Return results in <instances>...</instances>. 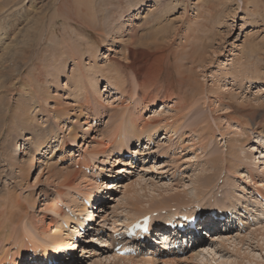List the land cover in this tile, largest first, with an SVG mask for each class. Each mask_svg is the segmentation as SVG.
I'll use <instances>...</instances> for the list:
<instances>
[{
    "label": "rangeland",
    "instance_id": "obj_1",
    "mask_svg": "<svg viewBox=\"0 0 264 264\" xmlns=\"http://www.w3.org/2000/svg\"><path fill=\"white\" fill-rule=\"evenodd\" d=\"M83 1L86 0H22L20 3L17 0H0V34L4 33L0 40V53L2 46H12L11 51L3 54L4 58L0 56V71L2 69L3 72L0 73V219L7 222L2 230L6 235L12 232L22 240L26 250L21 260L27 264L33 256V246L40 239L38 227L48 226L47 230H50L56 226L52 223L56 220L62 226L58 228L63 234L68 233L66 237L69 240V246L59 249L62 258L69 254L66 261L61 262L59 257L61 264H112L110 255L125 257L111 252L113 230L132 222L129 219L137 220L154 211H158L160 221L171 219V214H178L177 209H187L178 211L185 215L195 213L196 204L207 211L218 208L214 207L218 205L233 207L235 209H228L239 212L243 225L232 221L233 228L223 231L224 235H216L211 241L206 234L207 239L203 236L202 242H193L199 244L198 247L186 245L187 252L168 258L180 259L177 264H264V159L258 160L259 155H264V151L259 152L264 147L263 141H260L262 147L258 151L250 149L256 136H264V0H158L163 3L161 10L151 5L155 0H120L121 3L117 0H93V4L87 1L81 4ZM150 10L151 13L147 14ZM40 12L45 14L46 26L43 29L26 25L28 19L31 18V23L36 20L34 16ZM81 19L92 20L94 26L82 23ZM102 24L109 27L99 28ZM187 26H190V32H187ZM32 33L36 34L35 38L28 40ZM190 33L193 37L187 38ZM65 38L74 46L81 43L83 51L87 43L93 45L97 63L104 69L115 66L117 74L125 75L130 81L126 86L129 92L132 80L136 82V79L130 75V69L123 68L120 63L127 61L125 46L135 41L133 46L138 50L136 61L148 60L146 94L154 106L136 113L133 102L136 96L133 99L125 96V100H119L116 96L118 91L107 87L105 79H101L98 87L101 105L98 110H93L83 102L81 90L67 80L77 61L67 53L62 54L66 65L58 78L59 85L52 76L38 75L40 65L64 46ZM9 53L14 54V59H7ZM87 53L84 51L80 61L89 67L91 58ZM16 55L19 58L14 57ZM179 65L186 72L187 69L191 71L184 86L178 79ZM232 68L233 73H229ZM237 68H240V73H236ZM36 76H40V81L35 80ZM63 83L67 86L62 87ZM191 85L196 86L194 89L200 93L193 96ZM39 86L47 90L43 97ZM28 88L34 89L37 97L29 99ZM74 89L81 93L79 100L73 97ZM183 90L187 93L185 101V96L181 95ZM51 94H55V100H60L67 107L64 109L68 113L64 114L65 121H56L52 101L45 99ZM25 98H28L29 105H24L31 107L34 118L30 115L23 117L39 123L38 133H31L34 129L23 132L20 122L10 119L12 111L17 110ZM166 101L170 106L165 108L162 105L165 109H160L161 103ZM126 102L127 113L136 118L131 123L138 140L132 136V129L124 128L130 125L126 114L113 117L114 121L109 117L116 115ZM187 102L189 105L185 104ZM79 105L85 113L78 115L77 111V116L71 115ZM95 120L98 122L91 136L80 139L87 123L94 121V124ZM143 121L158 124L145 129ZM170 121L173 123L171 127ZM47 124L54 126L56 134L49 142L50 147L43 148V154L38 155L34 149L39 144L36 139L37 136L45 139ZM40 126H43L42 130ZM174 127L176 131L172 130ZM121 131L125 133L124 140ZM115 133L119 135L109 143V135ZM32 135L34 142L26 139ZM60 139L65 144L58 148ZM102 145L106 147L100 153L91 151L93 147L100 149ZM231 149L235 150L237 157ZM28 153L38 156L33 157L36 160L31 171L25 167L27 175L22 182L16 163L26 160ZM81 153L83 158L78 155ZM48 163H53L56 168L43 167ZM78 163L80 169L75 165ZM59 169L73 172L78 169L83 176H73L69 184L62 185L63 177L54 174L60 172ZM125 185H129L127 191ZM15 197L24 209L12 210V221H8L7 212L15 203ZM84 198H91V205H94L87 207ZM53 204L52 208L48 207ZM80 210L84 211L80 213ZM92 210L94 214L88 219L87 215L90 218ZM65 217L69 218L67 225L62 220ZM76 221L88 223L85 240L72 238ZM209 223L210 220L205 219L201 228L205 229ZM222 226L221 222L216 223L209 234ZM6 238L0 240V246H4L0 250V258L6 250L8 254L16 251V244L11 243V238ZM76 241H82L77 248L74 245ZM81 245L87 252L81 251ZM149 248L140 254L126 256H144L142 258L145 259L151 254ZM109 256L110 259H106ZM149 258L153 264H163L161 256ZM115 261V264H122L121 260L120 263L118 259Z\"/></svg>",
    "mask_w": 264,
    "mask_h": 264
},
{
    "label": "bare ground",
    "instance_id": "obj_2",
    "mask_svg": "<svg viewBox=\"0 0 264 264\" xmlns=\"http://www.w3.org/2000/svg\"><path fill=\"white\" fill-rule=\"evenodd\" d=\"M22 0H17V3H20ZM87 2H89V3H91V4H93V0H86ZM86 1H83V2H81V4H84V3H86ZM117 1H119L118 3H121V1L120 0H117ZM202 1V0H201ZM62 2V1H61ZM65 3V2H64ZM101 3V2H100ZM207 3L209 4V5H211L212 3H210L209 1H207ZM54 4V3H53ZM62 4V3H61ZM80 4V5H81ZM203 4H205V5H207L204 1H203ZM79 5V6H80ZM152 6H155L154 7V9H157V8H159V10H161L160 8H162L163 7V3L161 4V1H158V0H155V2H153V4H151ZM51 6H53V5H51ZM152 6H150V8L152 7ZM122 7V6H121ZM153 8V7H152ZM45 9V8H44ZM88 9V8H87ZM86 8H85V10H87ZM163 9V8H162ZM42 10V9H41ZM46 10V9H45ZM48 10V9H47ZM57 10V9H56ZM55 10V11H56ZM78 10H82L81 9V7H78ZM107 10H109V9H107ZM83 11V10H82ZM88 11V10H87ZM47 12V11H46ZM84 12V11H83ZM110 12H113V10H111ZM151 13V10L150 11H147V14L148 13ZM152 12H153V10H152ZM16 13V12H15ZM58 13V12H57ZM56 13V14H57ZM149 13V14H150ZM54 15V14H53ZM78 15V14H77ZM34 17H36V20H34L32 23H31V18H30V20L28 19V22L26 21V25H29V24H31L30 25V27H34V29H37V30H39V29H43L44 28V26H46L45 25V21H44V17H45V14L43 13V12H40L39 14H37V16H34ZM57 17V16H56ZM13 18V17H12ZM87 18V17H86ZM18 19V18H17ZM160 19V18H159ZM19 20V19H18ZM50 20V19H49ZM78 20V19H77ZM99 21V20H98ZM81 22L82 23H85L86 25H89V26H94L93 24V22H92V20L91 21H87L86 19H81ZM50 24V23H49ZM99 24H101L100 22H99ZM108 24V23H107ZM107 26V25H106ZM105 25H103L102 24V26L101 27H99V28H105L106 27ZM26 27V26H25ZM107 27H109V26H107ZM106 27V28H107ZM110 28H112V27H110ZM189 28H190V26H187V32H190V31H188L189 30ZM195 29V28H194ZM194 29L192 30V31H194ZM93 30V29H92ZM100 30V29H99ZM102 30V29H101ZM104 30V29H103ZM191 30V29H190ZM20 31V30H19ZM97 31V30H96ZM21 32V31H20ZM34 32H35V30H34ZM186 32V33H187ZM98 33V32H97ZM108 33V32H107ZM185 33V34H186ZM17 34H19V33H17ZM16 34V35H17ZM21 34V33H20ZM33 34V33H32ZM4 36V33L1 35L0 34V40H2V38H4L3 37ZM25 36V35H24ZM35 36H36V34H33V35H31V36H28V40H31V39H34L35 38ZM13 37V36H12ZM32 37V38H31ZM34 37V38H33ZM39 36H37V38H38ZM189 37H193V36H191V33L190 34H188L187 35V38H189ZM27 38V37H26ZM62 38H64V37H62ZM15 39L16 38H14V40L12 39V41H13V43L15 42ZM62 40V39H61ZM65 40H66V38H65ZM64 40V46H61V48L60 49H58V51L57 50H55V52L53 53V54H51L50 55V57H51V59H49V61L48 60H46L45 61V64H41L40 65V68H39V70H40V73H38V75L39 74H41V75H43V76H48V78L50 77V76H52L53 77V81L54 80H56V83H57V85H59V80H58V78H59V76L60 75H62L63 74V70H64V68H65V60H64V57L62 58V54H68L69 55V57L70 58H73V57H76L77 58V61H76V63H75V66H73V69L70 71L71 73H70V75H69V77L67 78V80L70 82V80L72 81V84H73V87H78L80 90H81V92H82V94H83V102L86 104V105H88V106H90L93 110H98L99 109V106L101 105V102H100V100H99V98L101 97V95H100V89L98 88L99 87V83H100V80L101 79H105V85L107 86V87H111V89H115V90H117L118 91V93L119 94H117L116 96H117V98L119 99V100H125V96L126 97H130V99H133L135 96H136V98L135 99H133V102H134V109L137 111L136 113H141L143 110H146V109H149L151 106L153 107L154 106V102H152L151 100L152 99H150L149 100V97H148V95L146 94L147 92H146V90H147V83H148V75H149V72H148V70H149V65H148V60H142V61H136V59L137 58H135V53L138 51L137 50V48H135L134 46H133V44H134V42L135 41H133V42H131L128 46H125V51H126V53H125V58H127V61H125V62H122V63H120L121 65H122V67L123 68H125V69H130V71H131V73H130V75H133L134 77H133V79L135 78L136 79V82L134 81V80H132L133 81V84H132V86L130 85V92H129V89L126 87L128 84L127 83H129L130 81H127L126 80V78L124 77L125 75H123V76H121L122 74H117L118 72H117V68L115 67V66H109V67H107V68H103L101 65H99L98 63H97V60H96V51H95V47L93 46V45H87L86 44V48H85V50L84 51H86V52H88L87 54H89L90 55V58H91V62H90V65H89V67H87L86 65H84V64H82V61H80V59H81V57H82V55L84 54V51H83V47H82V45H81V43H78L77 44V46H74L73 44H68V42H67V40L65 41ZM33 41V40H32ZM17 42V41H16ZM20 42V41H19ZM84 42V41H83ZM130 42V41H129ZM23 43H25L24 41H23ZM29 43H31V42H29ZM155 43V42H154ZM22 44V43H21ZM40 44V43H39ZM39 44H37V45H39ZM184 44H186V43H184ZM36 45V46H37ZM58 45V44H57ZM95 45V44H94ZM21 46V45H20ZM32 46V45H31ZM11 47L12 46H10V45H7V46H2V52L0 53V56H2L1 58H4V55L3 54H5V53H7V51L9 52V51H11ZM17 47V46H16ZM14 48H15V45H14ZM19 48V47H18ZM31 48V47H30ZM66 48V49H65ZM17 49V48H16ZM20 49V48H19ZM24 49V48H23ZM157 49H159V48H156V50ZM14 51H17V50H15V49H13ZM26 50V49H25ZM141 50V49H140ZM13 51V52H14ZM35 51V50H34ZM23 52H25V51H23ZM15 53V52H14ZM19 53H21V52H19ZM28 53V52H27ZM10 54V53H9ZM18 54V53H17ZM31 54V53H30ZM7 55V54H6ZM13 53L12 54H10V56H6L7 57V59H12L13 58ZM19 55V54H18ZM18 55H16V56H14V57H16V58H19V57H17ZM88 55V56H89ZM12 56V57H11ZM20 56V55H19ZM200 57V56H199ZM15 58V59H16ZM25 58V57H24ZM14 59V58H13ZM22 58H20V60H21ZM26 59H27V57H26ZM149 59V58H148ZM24 60V59H23ZM74 60V59H73ZM202 59H199V61H201ZM1 61V60H0ZM7 61V60H6ZM5 61V62H6ZM192 61H194V60H192ZM40 62V61H39ZM43 63V62H42ZM146 63H147V66H146ZM5 65V64H4ZM38 65H36V67H37ZM41 66H43V70L41 69ZM26 67V66H25ZM148 67V68H147ZM181 66L179 65L178 66V76H179V82L184 86L186 83H187V80H188V78L190 77V75H191V71H190V69H187L188 71L186 72V69L185 70H183L182 69V67L180 68ZM238 67V66H237ZM19 68V67H18ZM91 68H92V70H91ZM37 69V68H36ZM35 69V71L37 72L38 71V69L36 70ZM238 69V68H237ZM13 70V69H12ZM17 70V69H16ZM90 70V71H89ZM14 71V70H13ZM244 71H246L245 69H243V72ZM35 72V73H36ZM112 73V75H111V73ZM229 73H233V68L231 69V70H229L228 71ZM241 72V70H240V68L237 70V72L236 73H240ZM247 72V71H246ZM0 73H3L2 72V69H1V71H0ZM34 73V72H33ZM34 73V74H35ZM128 73V72H127ZM245 73V72H244ZM243 73V74H244ZM91 74H93L92 76H91ZM246 74V73H245ZM36 75V74H35ZM34 75V76H35ZM40 75V76H41ZM103 75H104V78H103ZM129 75V74H128ZM40 76H39V78H38V76H36L35 77V80L36 81H40ZM42 77V76H41ZM48 78H47V81H48ZM1 79V78H0ZM32 79V78H31ZM34 80V79H33ZM34 80V81H35ZM131 80V79H130ZM33 81V82H34ZM42 81V80H41ZM127 81V82H126ZM190 81V80H189ZM1 82V81H0ZM135 82V83H134ZM192 82V81H191ZM193 82H195V85H196V80L195 81H193ZM193 82H192V84H193ZM35 83V82H34ZM34 83H32V84H34ZM40 84V82H37V84ZM150 83V82H149ZM30 84H31V82H30ZM136 85V86H135ZM33 86V85H32ZM62 86V85H61ZM65 86H67V84L66 83H63V86L62 87H65ZM1 87V86H0ZM30 87H31V85H30ZM34 87V86H33ZM35 87H37V86H35ZM34 87V88H35ZM137 87H138V90L136 91V89H137ZM191 88H190V90H191V93H192V95L194 96L195 95V93H200L199 91H198V89H194L195 87H193L192 85L190 86ZM5 88V87H4ZM39 88H40V86H39ZM47 88V87H46ZM10 89V88H9ZM35 89H38V88H35ZM98 89H99V91H98ZM26 90V89H25ZM106 90V89H105ZM149 90H151V89H149ZM188 90V89H187ZM47 90L45 89V88H40L39 89V93H40V95L43 97V94L46 92ZM74 94H73V97H74V99H76V100H79V98H78V96L81 94L80 93V91L79 90H77V89H74ZM144 93H143V92ZM180 92V91H179ZM28 93V94H27ZM27 97H29V99H32V98H34V97H37V96H34V89H32V88H28V90H27ZM38 94V93H37ZM55 95V94H54ZM53 94H51V96L50 97H47L46 96V98L45 99H47V98H49V99H51V101H52V105H51V108H52V110H54V114H55V117H56V121H59V120H62V121H65L64 119H63V117H64V114L66 113V114H68L67 112H64V109L65 108H67V107H64V105H62V103H61V101L60 100H55V96H54ZM119 95V96H118ZM180 95V94H179ZM181 95H184L185 96V98H184V96H183V98H184V101H185V99H186V96H187V93H186V90H183L182 91V94ZM68 96H69V93H68ZM193 96L191 97V98H193ZM182 97V96H181ZM189 99V98H188ZM187 99V101H189ZM182 100V99H181ZM27 101H28V98H25L24 100H22V102H20L19 104V107H18V109L17 110H13L12 111V113L10 114L11 115V121H14L15 119L18 121V122H20L19 124H20V127L22 128V130H23V132H25L26 130H32V129H34L31 133H38V131L36 132V130H37V128H38V126H39V123L37 124V122H34V121H29V120H27V119H25L23 116H26V115H30V117L33 119L34 118V115L32 114L31 115V107H28V106H26V105H24V104H27V105H29L28 103H27ZM30 101V100H29ZM38 101V100H37ZM168 101H166V102H162L161 103V105H160V109H162V108H166V107H169L170 105H168L169 103H167ZM181 102V101H180ZM66 103H69V102H66ZM127 103L128 102H126L125 104H124V106H122L121 108H120V111L116 114V115H109V117L111 118V120L112 121H114V119H113V117H120V116H122V115H124V114H126V116L129 118V123H130V125H129V127L128 128H126V126L124 127L125 129H132L133 130V133H132V136L134 137V138H136V140H138V136H137V134H136V129L135 128H132V126H134L132 123H131V121L132 122H134L135 120H136V118H134L133 116H131L129 113H127V108L125 109V107L127 106ZM165 103V104H164ZM190 103V102H189ZM185 104H188V102L187 103H185ZM70 105H72V104H70ZM164 107H163V106ZM189 105V104H188ZM187 105V106H188ZM18 106V105H17ZM73 106V105H72ZM119 106V105H118ZM79 107V109H75V111L73 112L72 111V113H71V115L72 114H74V115H76L77 114V111H79L78 112V115H81V114H84L85 112L84 111H82V105H79L78 106ZM182 107V106H181ZM164 108V109H165ZM171 108H173V107H171ZM178 108V107H177ZM176 109V108H175ZM134 110V111H135ZM50 111V110H49ZM71 112V111H70ZM160 112V111H159ZM6 113V112H5ZM5 115V114H4ZM1 116V115H0ZM77 116V115H76ZM176 116V115H175ZM2 118V117H1ZM2 120V119H1ZM154 120H156V119H154ZM166 120V119H165ZM167 120H168V118H167ZM77 121V120H76ZM73 122H75V121H73ZM94 122V121H93ZM93 122L91 123V122H89V123H87V125H86V129H85V131L82 133V136H79V138L81 139H87V138H89L90 136H91V134H92V130L94 129V127L96 126V124H97V122H98V120H95V123L93 124ZM83 123V122H82ZM124 123V122H123ZM170 123H171V121H170ZM158 123H149V124H147V123H145L144 121H143V125H144V128L145 129H152L155 125H157ZM163 124H165V123H163ZM163 126V125H162ZM171 126H173V123H171V125H170V127ZM46 128V130H45V139H42V137H38L37 136V139H36V141L39 143V144H36L35 146H37V147H35L34 149H35V152H38V155H42L43 153H42V150H43V148H47V147H50V144L51 143H49L50 142V140L53 138V136H55V134H56V131L54 130V126H51V125H49V124H47L46 126H45ZM120 127L122 128V124L120 125ZM169 127V126H168ZM167 127V128H168ZM169 127V128H170ZM176 127V126H175ZM172 128V130H175L176 131V129L177 128ZM42 128H43V126H40L39 127V129L40 130H42ZM166 128V129H167ZM168 130H170V129H168ZM20 132H22L21 130H20ZM108 132H111L110 130L108 131ZM107 132V133H108ZM23 134H26V133H23ZM51 134H54V135H51ZM28 135H30V134H28ZM47 135H49L48 137H46ZM119 135V133H115V135L114 134H110L109 135V140H108V142L110 143V140H111V142H114L115 141V136H116V138H117V136ZM121 135H122V138H123V140L125 139V133H124V131H121ZM168 136H170V135H168ZM26 139H30L31 141H33L34 142V136L32 135L31 137H27ZM43 140V141H42ZM41 141H42V143H41ZM60 141V144H55V145H57L58 146V148L59 147H61L62 145H64L65 143H63L62 142V139H60L59 140ZM58 141V142H59ZM260 141H263V145H264V136H256V140L254 141V143L252 144V148L250 147V149L251 150H257L258 151V149H260L262 146H261V143H260ZM99 144H103V143H99ZM120 144H121V142H120ZM54 145V146H55ZM106 145V144H105ZM105 145H102L101 146V148L99 149V147H97V148H95V147H93L92 149H91V151L94 153V154H97V153H100L99 151H103V148H105L106 146ZM122 146V145H121ZM233 149H235L234 147H233ZM232 150V149H231ZM231 150H230V152H231ZM238 150V149H237ZM233 151V155L234 156H236V154H235V150H232ZM261 151H264V147H262L260 150H259V152H261ZM44 152H46V150H44ZM251 152V151H250ZM232 153V152H231ZM264 153V152H263ZM34 154V153H33ZM33 154H27L28 155V158L26 159V160H23L22 161V163L21 164H19V163H16L17 164V168H18V170L20 171L19 172V176H20V179H22V182H24V179H25V177H26V175H27V173L25 172V167L28 169V171L30 170H32L33 169V167H34V161L36 160V158L34 159L33 157H36V156H38V155H33ZM260 154V153H259ZM81 158H83L84 157V154H78ZM247 155V154H246ZM238 156V155H237ZM236 156V157H237ZM15 157V156H14ZM11 158V157H10ZM260 158H262V159H264V155L263 154H261V155H259L258 156V160L260 159ZM264 161V160H263ZM47 163V162H46ZM261 163H263V162H261ZM75 165H77L78 166V169H80L81 167H80V163H78V164H75ZM43 167H47V168H52V169H55L56 168V165H54L53 163H48L47 165L45 164ZM30 168H32V169H30ZM78 169H76L74 172H73V170H61V169H59V171L60 172H55L54 174L57 176V177H63V179H61V181H64L63 183H62V185L63 184H69V180H70V178H72L73 176L75 177H78V176H83V174H81V171L80 170H78ZM27 171V172H28ZM63 172V173H62ZM39 174V173H38ZM71 175V176H70ZM250 176V175H249ZM85 178V177H84ZM83 178V179H84ZM86 179V178H85ZM87 180H89V179H87ZM122 186V185H121ZM129 186V185H128ZM127 185H125L124 186V189H125V191H127L128 189H127V187H128ZM129 188V187H128ZM6 197V196H5ZM5 197H4V199H5ZM135 197V196H134ZM133 197V198H134ZM16 198V197H15ZM1 199H2V197H1ZM106 199V198H105ZM3 200V199H2ZM74 200H76V199H74ZM13 201V200H12ZM73 202V201H72ZM76 202L77 203H79L77 200H76ZM76 202H74V203H76ZM99 203H103V202H99ZM137 203V202H136ZM103 205H104V203H103ZM54 206V204L53 205H49L48 207L49 208H52ZM219 206V205H218ZM221 206V205H220ZM154 207H156V206H154ZM225 207V206H224ZM92 208V207H91ZM99 208L100 209H102V205L100 204V206H99ZM21 209H24L23 208V205L21 204V203H19L18 201H17V198H16V200H15V203L14 204H12V207H10L9 209H8V212H7V217H6V219L9 217V219H7L8 221H12L11 220V217L13 218V215H14V212L16 211H20ZM12 210L14 211V212H12ZM198 210V209H197ZM196 210V211H197ZM6 211H7V209H6ZM82 211H84V210H80L79 212L81 213ZM225 211H227V210H225ZM123 212V211H122ZM56 213V212H55ZM20 214H22V213H20ZM93 214H94V212H93V210H92V212H91V217L89 218V214L87 215V217H88V219H91L92 218V216H93ZM187 214H189V213H187ZM58 215H61V214H58ZM5 216V215H4ZM18 216V215H17ZM20 216V215H19ZM129 216V215H128ZM44 217V216H43ZM60 217H62V216H60ZM21 217H19V219H20ZM74 218V217H73ZM76 218V217H75ZM74 218V219H75ZM68 219L69 218H67V217H65V218H63L62 220L64 221V223L67 225L68 224ZM87 219V218H86ZM134 220L136 219V218H133ZM133 219H129V220H131V221H133ZM1 220V219H0ZM6 220V221H7ZM41 220H43V218L41 219ZM79 220V219H78ZM19 221V220H18ZM77 222V221H76ZM13 223V222H12ZM52 223H54L56 226H53L52 228H54L53 230H52V232H50V233H48L47 234V231L49 232V231H51V229L49 230H47V228H48V226L46 227V228H44V226H40V227H38V232H37V236H40V239L37 241V243H35L34 244V246H33V248H34V252L32 253V255L33 254H35V256H34V259H35V261L33 262V263H35V262H37V263H39V262H44L43 264H47V261L45 260V261H43V258H46V257H44V256H47V257H49L51 260H57V261H59V257H60V261L62 262L63 260H65V258H66V256H64L62 259H61V256L59 255V252H60V248L61 247H63V246H69V240H67V234L66 235H64L63 234V232H62V226L58 223V222H56V220H53L52 221ZM83 223V222H82ZM5 224H7V222H5V220H4V218L0 221V240L1 239H5V237H7L6 239H9L10 240V238L12 239L11 241V243H13V244H16V251L11 255V254H8V250H6L5 251V254H4V256L2 257V258H0V264H5V263H7V262H10V264H24L23 263V259L21 260V257L23 256V254L25 253V250L23 249L24 248V245H23V243H21L22 242V240L20 239V237H17V236H15V234H13L12 232H8L7 233V235L4 233V231H2L3 230V228L5 227ZM21 224V223H20ZM129 224V223H128ZM117 225V224H116ZM15 226V225H14ZM58 226H61V228H58ZM88 226V225H87ZM207 226H208V224H207ZM58 228V229H57ZM57 229V230H56ZM11 234V235H10ZM163 233H161V235H162ZM164 234H166V232L164 233ZM47 235V236H46ZM44 236V237H43ZM160 238V237H159ZM164 238L165 239H167L166 241H170V243H173L174 242V240H177L178 238L177 237H175L174 239H171V238H169L168 239V237L167 236H164ZM35 239H37V237L35 238ZM87 239V238H86ZM8 240V241H9ZM6 241V240H5ZM194 241H201V239H193V241L192 242H194ZM157 242V241H156ZM3 244V243H2ZM71 244H72V242H71ZM168 244V243H167ZM0 245H1V243H0ZM40 245H46V246H48V248H46V247H41ZM3 245L2 246H0V250H3ZM81 247H82V251H85V252H87L86 250H85V248H84V246H82L81 245ZM184 247H186V246H184ZM70 248L71 249H74V246H70ZM144 249H147V248H143V250ZM148 251H150V255H149V257H156V256H162L161 254H160V252H157V250L155 249H152L151 250V248H149L148 249ZM187 250H185V252H186ZM37 252H41L40 254L39 253H37ZM200 253H198L197 254V256L199 255ZM16 255V257L14 258V256ZM31 255V256H32ZM66 255V254H65ZM130 255H135V254H130ZM172 255H177L176 253H175V251H173L172 249L171 250H169L168 252H166L164 255H163V257H161V258H159V259H161L160 261L163 263V264H177L178 262H180L181 260L180 259H175V258H168V257H170V256H172ZM111 257H112V264H115L116 263V259H118V261L117 262H119L120 260H121V262H122V264L123 263H126V264H153L154 263V261L153 260H151L149 257H146L145 259H143L142 257H144V256H141V257H139L138 258V256H125L124 258H119V257H117V256H114V255H110ZM110 256L108 257V258H106V259H110ZM23 258V257H22ZM32 258V257H31ZM38 258V259H37ZM66 261V260H65ZM126 261V262H125ZM29 264L31 263L30 261L28 262ZM32 263V264H33ZM60 263V262H59ZM120 263V262H119ZM40 264V263H39Z\"/></svg>",
    "mask_w": 264,
    "mask_h": 264
}]
</instances>
